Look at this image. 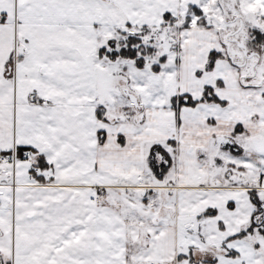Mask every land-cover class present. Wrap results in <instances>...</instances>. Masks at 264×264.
Instances as JSON below:
<instances>
[{"label": "snow or ice", "instance_id": "1", "mask_svg": "<svg viewBox=\"0 0 264 264\" xmlns=\"http://www.w3.org/2000/svg\"><path fill=\"white\" fill-rule=\"evenodd\" d=\"M0 264H264V0H0Z\"/></svg>", "mask_w": 264, "mask_h": 264}]
</instances>
